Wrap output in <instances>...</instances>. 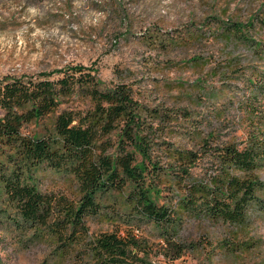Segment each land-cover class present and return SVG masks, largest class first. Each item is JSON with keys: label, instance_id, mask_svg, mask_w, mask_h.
Here are the masks:
<instances>
[{"label": "trees", "instance_id": "1", "mask_svg": "<svg viewBox=\"0 0 264 264\" xmlns=\"http://www.w3.org/2000/svg\"><path fill=\"white\" fill-rule=\"evenodd\" d=\"M216 25L209 35L222 42L249 44L256 51L261 46L251 34L252 19ZM146 35L145 41L164 50L180 41L161 30ZM203 35L189 31V40L199 42ZM206 61L202 55L190 59L195 66ZM218 69L211 74L218 75ZM244 76L254 95L263 96L264 72L256 73L257 80ZM118 77L119 83L106 87L97 71L83 65L0 77L1 225L14 227L26 243L53 241L55 257L75 254L79 264H152L153 244L143 225L157 233L159 254L173 262L199 249L180 239L185 216L243 227L253 208L264 212V182L257 175L264 167V130L232 141L220 129L202 130L208 118L201 120L190 108L143 104L125 76ZM78 96L90 101L88 109L70 106ZM178 120L189 122L197 148L184 149L162 137ZM45 171L74 180L78 198L44 192ZM176 185L182 196L163 194ZM98 216L117 220L125 230L119 226L91 236L86 219ZM78 245L81 252L74 251Z\"/></svg>", "mask_w": 264, "mask_h": 264}, {"label": "rangeland", "instance_id": "2", "mask_svg": "<svg viewBox=\"0 0 264 264\" xmlns=\"http://www.w3.org/2000/svg\"><path fill=\"white\" fill-rule=\"evenodd\" d=\"M249 19L254 20L251 34L261 45L260 54L249 44L209 35L216 24ZM263 22L264 0H0V77L54 74L83 65L97 71L109 87L121 81L120 73L143 104L190 108L201 120L208 118L202 130L220 129L222 136L240 143L252 131L264 130V95L256 97L244 76L257 80L256 73L264 72ZM158 30L180 38L179 43L164 50L142 36ZM193 30L204 34L201 41L189 40ZM194 55L207 58V64L190 63ZM215 67L218 75L211 74ZM70 106L85 110L90 101L78 96ZM161 134L184 149L197 148L198 140L189 137V122L178 120ZM199 173L200 168L195 174ZM257 175L264 182V167ZM40 182L44 192L78 198L77 185L69 177L45 171ZM176 186L165 188L163 194L182 196L184 191ZM86 221L91 236L119 226L125 230L124 224L105 216ZM143 232L153 244L152 264H264V212L256 208L243 227L185 216L180 239L199 249L173 262L159 254L157 233L144 225ZM25 241L14 227L0 224V264H79L75 254L55 257L53 241ZM80 250L81 246L74 247Z\"/></svg>", "mask_w": 264, "mask_h": 264}]
</instances>
